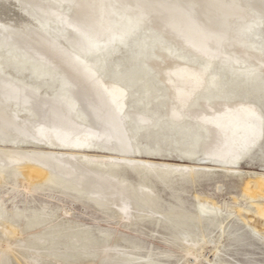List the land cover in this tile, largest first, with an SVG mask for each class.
Returning <instances> with one entry per match:
<instances>
[{
  "label": "bare ground",
  "instance_id": "1",
  "mask_svg": "<svg viewBox=\"0 0 264 264\" xmlns=\"http://www.w3.org/2000/svg\"><path fill=\"white\" fill-rule=\"evenodd\" d=\"M86 1L92 7L90 13L83 10L78 12L79 19H67L73 40L66 50L44 34L45 26L51 23L49 19L56 20L53 26L66 20L59 8L38 7L42 19L39 22L27 14L18 0H0V28L13 23L19 34L3 35L5 44L0 46V144L26 141L51 148V152L0 148V184L7 182L11 170L16 182L28 193L39 190L37 184L48 183L88 197L98 208L118 213V218L128 225L145 217L156 222L164 220L179 231L183 242L184 238L191 239L192 258L197 263L203 259L211 262L197 251L208 244L213 245L214 257L220 258L225 223L229 221L239 220L264 240V173L254 175L240 169V161L251 157L264 137V63L246 65L236 60L237 53L224 63H217L220 58H215L216 53L224 51L222 41L240 42L236 39L240 36L235 34V40L225 26L228 19L243 21L249 16L247 9L239 0H187V4H179L181 0H129L123 6L120 4L118 14L111 11V5L118 0ZM201 6L223 16H211L215 27H206L196 18L195 9ZM163 13L170 16L172 41L203 60L184 61L183 54L177 55L179 51L174 52L173 61L162 64L142 62L131 54L133 58L128 63L117 61L108 69L100 60L115 39H124L125 20L133 21L137 29L149 22L151 16ZM117 22H121L120 31L115 29ZM116 32L121 35L116 36ZM106 34L115 36L102 43L109 37ZM9 43L17 46L18 56L4 48ZM165 52L170 55L169 50ZM5 62L17 73H24L23 68L28 70L40 82H58L55 101L45 99L42 108L38 89L17 84L12 75L2 70ZM130 97L135 103L129 105L126 101ZM138 98L142 100L136 102ZM194 100L197 102L192 104ZM80 101L87 103V109L82 107L76 112ZM20 103L42 109L43 122L32 119L36 111L27 112L31 119H22V110L9 107ZM52 106L54 109L47 110ZM189 120L193 126H189ZM172 159L187 162L174 163ZM217 166L235 178H249L241 198L233 197L238 208L225 213L214 199L197 196L194 216H184V206L180 205L163 211L165 200L155 190L152 179L169 188L175 182H195L214 173ZM126 170L139 177L137 186L125 175ZM3 212L0 248L5 250L0 251V264L17 254L22 255L26 264L43 260L55 264H156L152 259L129 255L128 250L110 245L107 240L98 241L87 235L65 236L61 229L54 231L56 226L51 222L37 218L14 223ZM62 212L71 215L69 210ZM14 215L23 216L20 211ZM217 217L220 220L214 224ZM207 220L222 231L215 243L202 233L193 235L188 231L192 226L203 228ZM26 233L31 234L23 237ZM17 237H21L20 244L8 242ZM62 238L66 239L64 245L60 243ZM27 240L37 245H29Z\"/></svg>",
  "mask_w": 264,
  "mask_h": 264
},
{
  "label": "rangeland",
  "instance_id": "2",
  "mask_svg": "<svg viewBox=\"0 0 264 264\" xmlns=\"http://www.w3.org/2000/svg\"><path fill=\"white\" fill-rule=\"evenodd\" d=\"M126 1L129 0H118L117 2H115L116 4L113 3L111 5V11L115 10L113 11V13L119 12L118 9L122 8L120 7V4L122 5ZM151 1L156 2L157 0ZM239 1L247 9V13H249V16H247L243 21L228 19L225 29H227L226 31L229 34L234 36V39L235 34L236 36L239 35L240 37H236V39H240H238L240 41L238 44L241 47L244 46L245 49H247L243 50L242 48L237 46V43H233L231 41H222L220 44H222V48L224 47V51H222L221 53H216L215 58H220L219 60H217V63H224L227 59H231V54L233 55L234 53H237L238 57H236V60L242 61L246 63V65L255 63H258L256 65H259L261 63H264V0ZM18 3L23 8H25L27 14H31L28 15L38 21L42 20L41 18H39L41 17V15L38 7L51 8L55 5V7L59 8L62 16H64L66 20L60 22L59 26H53L52 23H56V20L54 21L49 19L48 21L51 23L50 25L45 26L46 28L44 34L48 38H51L55 42H57V45H60V47L63 46L62 49L66 50H68V48L70 49V41L73 40V32L69 29V23L67 22V19H79L78 12H81L83 10H86V12L89 13L92 11V7H90L89 2L86 0H65V2L63 3L62 1L59 2V0H18ZM181 3L187 4V0H181L179 4ZM201 7L195 9L196 12L194 13H196L195 16L197 15L196 18L200 19L202 25H206V27H215L212 26L213 20L211 18L214 16L217 18L222 15L215 13V11L211 10L210 8L205 9L204 7ZM15 10L17 11V9ZM120 13L121 12H119L118 14ZM129 16H131V14L128 15L127 18ZM118 18L119 16L117 17V19ZM169 18L170 16L165 13L151 16L149 22L137 29H135V23H133V21H131V23H127V20H125L122 23L126 25V27L124 28V39H115L113 44H111L112 46L110 45L108 47V52H105L100 60L108 65V69H111L113 63L117 61L127 62L132 57L131 54H134L142 62L143 60H145L146 62H155L156 64L169 63L170 61H173V56H176L174 54L175 51H179V53L177 54L178 56L181 54L184 55V61L196 62L203 60L200 58V56H194V54L190 50H185L182 46H180L178 42L175 43L172 41L173 37H171V34L173 31L169 28ZM229 21H231V23L234 25L237 23L238 24L233 26L230 23L232 25L231 29V25L228 23ZM117 23L118 24L116 25H118L119 27L117 26L115 29L116 31H120V26H122L121 22ZM228 25L230 26L228 27ZM246 26L249 27L247 28ZM15 30L17 29L15 28L13 23L0 28V46L5 44L2 41L3 35H7L9 37L12 35L19 36V34H17ZM40 33L42 34V32ZM120 35L121 33L118 32L116 36ZM113 36L115 35H110L108 39L105 38L101 40V42L106 43L109 40H113L110 39ZM233 36H230L229 39H231L232 37L231 40H233ZM244 38L246 43L245 41H243L244 43L241 41ZM169 47H171V49H169ZM4 48H7V51L9 50L17 53L19 51L17 46L10 43L6 44V47ZM103 48L104 46L102 47V49ZM167 50H169L170 55L166 54L165 51ZM135 52H140V54ZM17 53L14 56H18L19 53ZM2 56L3 53H0V59H3ZM232 60L235 59L232 58ZM64 61L68 60L64 59ZM7 65V62H5V64L2 66V70L7 74L12 75L17 84L25 86L27 89H31V87L38 89V103L40 102V106H42V108H44L45 99L47 100V102L55 101L54 94L59 89L58 82L47 81V83H43L40 82V80L35 79L34 76L31 75L32 73L28 70L23 68L24 73H17L15 70H13L14 68L12 65H9L8 67ZM76 65L77 64H74L72 66L75 67ZM25 96L30 97V94L26 93ZM141 100V98H138L136 102H140ZM126 102L129 105L130 103H135L134 101L132 102L131 97L128 98ZM196 102L197 100H194L192 101V104H195ZM83 103L86 107L83 105ZM83 103L80 101V104H78L76 108V112H79L82 107L83 109L85 108V110L87 109V103L84 101ZM16 105L19 104H11L9 105V107H11V109H13L14 111L22 110L23 114H20V117L22 119H31L32 117L27 114V112L36 111L38 113L35 112L37 115L33 113L32 119L43 122L42 119L44 118V114L42 113L44 112L42 111V109L36 110L38 108L33 107L34 105H29L26 107L25 105L27 104L22 103H20L19 106ZM23 105L28 109H25ZM154 108L156 109V107ZM50 109H54V107L52 106L49 109L47 108V110ZM191 110L200 111L199 109ZM262 110L264 113V108ZM157 111L159 112V110ZM161 118L162 116L158 117L159 120ZM188 123L189 126H193L194 124L193 122H191V120H189ZM16 143L17 145L14 142H8L5 145L0 144V148L28 149L51 152V148H47V146L43 144H36L26 141ZM259 144L260 145L254 150L255 152H253L251 157L243 158L240 161L241 170L250 171L254 173V175L261 172L264 173V137ZM154 159H159V157H154ZM176 161H179V159H172V162L177 163ZM183 162L187 161L183 160ZM207 163L213 164L212 162L210 163V161H207ZM216 169L217 170L214 173L200 177L196 179L195 182H175L174 184H172L173 186L171 185L169 188L166 185L161 184L159 181L152 179L151 183L154 185L155 190L160 194L161 198L165 200V203L162 204L164 206L163 211L169 212L168 208L171 205H180L184 206V216H187L188 213L194 216L197 213V196H206L214 199L220 206L223 207L225 213L227 211L235 210V208H238L239 204H236L234 202L233 197L237 196L241 198L244 187L249 178L245 177L242 179H238L225 173L224 170L219 166H217ZM125 175L129 178L134 186H137L139 184L140 179L133 171L126 170ZM38 187H40V189L36 192L28 193L23 188L20 182H16L14 176L12 175V171L9 170L7 182L0 184V212L3 210L5 218L12 219V222L14 223L37 218L38 220L51 222L52 225L56 226L55 228H53L54 231H58L61 229L65 236L87 235L90 238H96L98 241L107 240L108 244L110 245L113 244L120 249L128 250L129 255L136 256V258H139L141 260L152 259L156 264H213L214 261H228L233 264H264V240H261V238L256 235V233H254L245 224L241 223L237 219L229 221L228 224L225 223L226 233L225 237L222 238V242L220 245V258L216 259L214 257L213 245L208 244L204 249L198 247L197 251L198 253H201L204 258L210 259L211 262H207L203 259L199 261V263H197L195 262L194 258H192V248L194 246L189 243L191 239L184 238L183 242L179 231L173 228L171 224L169 225V223L165 222L164 220H161V222H156V219L145 217L142 218V220L136 219L135 225H128L127 223H123L118 218V213L116 214L113 211L103 210L100 207L98 208V206L91 202L86 196L84 197L81 195H77L71 191L56 188L48 183H43L40 185L37 184L36 188ZM218 187H220L221 190H219ZM64 209L69 210L71 212V215H65V213L62 212V210ZM15 211H20L23 216L16 217L14 215ZM219 220L220 217L214 219V224H217ZM211 223L212 222L210 220H207L204 223L203 228L200 229L192 226L188 231H190L193 235H200L202 233L208 239H210V242L215 243L219 239L222 231L220 228L213 226ZM30 234L31 233L23 234V237H27ZM106 234L107 236H105ZM20 238L17 237L16 239H10L8 242L11 245L20 244L22 242ZM65 242L66 239L62 238L60 243L63 244ZM27 244L37 245V243L33 240H27ZM40 249H43V247H41ZM3 250L5 249L0 248V251ZM3 264H26V262L22 259L21 254H17L16 256H8ZM37 264L55 263L51 260H43ZM70 264L79 263L75 262Z\"/></svg>",
  "mask_w": 264,
  "mask_h": 264
},
{
  "label": "water",
  "instance_id": "3",
  "mask_svg": "<svg viewBox=\"0 0 264 264\" xmlns=\"http://www.w3.org/2000/svg\"><path fill=\"white\" fill-rule=\"evenodd\" d=\"M179 161L183 162V160H181V159H179ZM184 161H186V160L184 159Z\"/></svg>",
  "mask_w": 264,
  "mask_h": 264
}]
</instances>
